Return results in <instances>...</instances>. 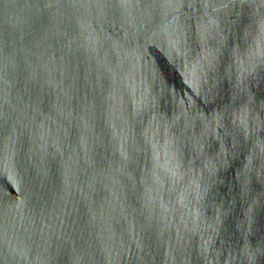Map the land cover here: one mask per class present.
Returning a JSON list of instances; mask_svg holds the SVG:
<instances>
[{
	"label": "water",
	"instance_id": "water-1",
	"mask_svg": "<svg viewBox=\"0 0 264 264\" xmlns=\"http://www.w3.org/2000/svg\"><path fill=\"white\" fill-rule=\"evenodd\" d=\"M0 264H264V0H0Z\"/></svg>",
	"mask_w": 264,
	"mask_h": 264
}]
</instances>
